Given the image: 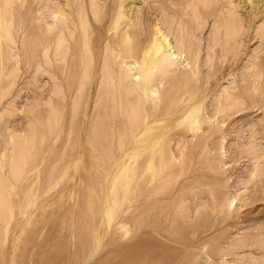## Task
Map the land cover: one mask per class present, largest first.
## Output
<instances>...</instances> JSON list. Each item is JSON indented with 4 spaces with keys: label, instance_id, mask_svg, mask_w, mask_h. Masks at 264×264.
<instances>
[{
    "label": "rangeland",
    "instance_id": "obj_1",
    "mask_svg": "<svg viewBox=\"0 0 264 264\" xmlns=\"http://www.w3.org/2000/svg\"><path fill=\"white\" fill-rule=\"evenodd\" d=\"M10 1L15 2L14 7L21 20L19 22L16 17L8 24L14 28L19 25L20 29L18 31L11 29V35L15 40L13 45L4 43V33L0 29V56L2 42L3 45H10L13 54H16L21 41L28 39L24 30L27 26V10L31 1L0 0L1 3ZM86 1L83 0V6L89 11L91 0ZM96 2L98 3V0ZM125 5L128 12L131 10L129 16L132 13L127 22L129 32L130 30L144 32V36L142 35L139 40L132 41L133 44L140 45L141 49L138 48V52H134L135 55L133 53V56L130 55L131 60L133 58L135 64L140 63L152 75L149 80L153 83L155 81L152 85L160 93L158 95H161L153 102L146 101L143 109L140 104V107L134 108L133 111H137L141 118L144 114L147 115L146 118L149 116L145 120V125L150 122L147 127L151 121L158 122H153L149 127L160 129L164 124L171 126L167 133H163L167 138L165 140L163 136L161 143H157L152 150L147 151L146 163L142 161V149H138L128 151L131 159L123 165L109 168L99 166L98 171L95 168L74 164L75 151L70 149L71 145L66 151H58L56 146L44 144L40 138L46 129L43 110L47 105L41 102L49 97L48 85L51 81L48 75H43L37 83H32L30 81L32 69L23 63L22 56L21 62L16 55L14 60L6 61L4 65L7 69L0 72V82H4L6 76L15 71H17V79L8 96L3 97V92H0V179L6 193V196H3L5 197L2 201L3 208L0 210V264H264V189L262 190V187L254 181L247 182L252 166L248 161L247 153L250 148L249 129L254 130L256 135L254 138L264 147L262 140L264 135L261 134H264V113L248 111L245 116L235 121L229 119L230 124L225 120L222 125H224L223 134L226 135L219 151L218 166H213L215 169L213 167L207 169L208 165L206 166L204 161L206 150L201 147L202 142L195 140L194 125L192 127L189 125L186 119L187 112L183 108L186 106L185 109L188 111L192 109L190 106H195L199 102L198 122L209 121L212 118L211 121L214 120L216 124L219 120L213 115L217 104L238 90L244 91L243 94L246 96L244 99L260 98V96L264 98V0H127ZM93 7L94 9L98 7V12L103 10L99 3ZM89 20L92 23L93 17L91 16ZM230 24L235 26L230 29ZM155 29L167 37L170 47L175 48L173 49L175 53L181 54L179 59L172 58L167 67L156 65L155 59L151 58L149 45L154 39L160 41L159 36L154 33ZM165 50L166 48L163 51ZM147 56L150 57L148 60H146ZM141 61L145 63L142 65ZM1 64L0 60V66ZM140 65L136 66L135 69L138 70H134V73L142 78ZM162 76L164 78L160 79L165 80L159 79V83L158 77ZM1 78H4L3 81ZM6 84V82L0 83L3 85L2 88ZM162 87L164 91L166 89L164 94L168 92L169 96L167 93L165 96L169 97V102L175 99L174 102L167 103L165 96L161 94ZM172 87L173 95L170 96L172 93L168 90ZM192 88L193 91H189ZM189 94L196 98V104L195 99L194 102L192 101L195 105L188 101ZM134 96L130 94L128 98L131 97L132 100ZM160 97L163 99V104L159 103ZM179 101L183 102V107ZM163 107L164 110L166 108V113ZM100 109L102 110L101 107ZM155 109L156 111H153ZM171 109H174L173 112ZM178 109L184 110L185 114ZM70 110V108L66 109L64 114L66 116L68 114L66 118H70ZM160 110L163 115L160 114ZM152 112L159 115H156V118H160L161 115L163 120L158 118L154 120L155 116ZM34 114H40L38 116L42 119L38 121L33 119ZM114 114L119 118L122 114L123 119H126L124 117L126 113L116 111ZM165 114L172 116L171 119L165 118ZM107 116L108 112L104 110V113H100L97 117L99 121L105 120V117L110 120ZM74 120L73 128L76 131L77 118L74 117ZM7 125L8 129H6ZM30 127L35 132L26 135ZM207 127L202 126L206 134L215 130L214 126ZM126 134L125 139L127 137V140H130L132 136L128 131ZM223 134H214V137L208 141V153L211 148L217 147V140ZM139 135L142 137V133ZM15 137H19L17 140L23 142L17 153L12 149V145L6 143L7 139L15 140ZM60 139L62 137H58L57 141L59 142ZM180 139L190 152L184 151L187 160L183 165L184 176L178 177L175 174L176 167L169 163L177 155L174 152L175 143ZM124 153L122 151L113 154L118 158ZM161 159L164 161L166 159V162H161ZM150 160L152 166L149 165ZM11 161L21 164L20 179H13ZM155 162L158 165H154ZM165 163L168 166H164ZM189 165H191L189 174L185 176L186 166ZM51 167L52 173H50ZM218 167L222 171H217ZM213 169L217 174L219 173L217 176H220V180ZM142 170L147 172V174L145 172L146 181L151 180L155 170L156 173L159 171V177L164 178L165 181L161 183L163 195L159 196V200H168L166 203L170 206L163 207L164 211L161 212L163 215L156 213V208L150 207L146 213V221L143 207L155 199L142 200ZM94 171L100 175V177L98 175L99 179L97 175L95 176L98 184L91 182V180L97 181L95 178L92 179V172L96 174ZM261 179L264 180V176ZM255 184L258 186L255 187ZM259 186L261 192L258 193L259 197L256 200L259 199L254 204L237 211L242 203L240 200H244L246 196H253L252 192H255ZM234 195L241 197L233 203L231 209L233 220H227L221 225L213 216L205 217L208 214L206 210L210 211V200L212 202L210 196H217L219 204L225 206L226 201H230ZM201 200L204 201L203 205L196 206L202 202ZM173 201L182 203L177 211L173 207ZM190 207L196 209L192 211ZM171 213L174 215H170ZM149 216L151 219H148Z\"/></svg>",
    "mask_w": 264,
    "mask_h": 264
},
{
    "label": "bare ground",
    "instance_id": "obj_2",
    "mask_svg": "<svg viewBox=\"0 0 264 264\" xmlns=\"http://www.w3.org/2000/svg\"><path fill=\"white\" fill-rule=\"evenodd\" d=\"M30 1H31L30 5H29L28 10H27V14H28V18L26 20L27 26H26V29L24 30L26 36H28V39H26V40L23 39L21 41V43L19 44V47L17 49L16 54H13V51L10 48L11 47L10 45H13L14 41H15L13 39V35H11V32H12L11 29L14 27L9 26L10 24H8V23L11 20L15 19L16 17H17V20L20 22L21 17H19V13H18L17 9L14 7L15 2L14 3L11 1L10 2H2V3L0 2L1 3L0 4V29H1L2 33H4V43H10V45H8V44L3 45V42L1 44L0 60H1L2 64L0 66V72H2L3 70L5 71L7 69V67L4 65V63L6 61L9 62V61L14 60V55H16L17 58H19V62H21L20 58L22 56L23 63L24 64L26 63V65L30 69H32L31 70L32 76H31V80H30L32 83H37L43 75H48V77L51 81L50 85H48V86H50L49 97L44 102H41L42 104L47 105V107L45 106L47 109L45 108V110H43V111H45V114L43 116V120L46 123V124L44 123L46 129L42 132V137H40L42 139L43 143L49 144L51 147L56 146L58 151H61V150L66 151V149H68V147L71 145L70 149L72 151L73 150L75 151L74 164H81L83 166L95 168V170L97 169V171L99 170V166H101V167L106 166L109 168V167L117 166L120 164L123 165L124 162H126L127 160L129 161L131 159L128 156L129 150L135 151L138 149H142V161L145 162L146 161L145 155H146L147 151L149 149L152 150L153 146L155 147V145L157 143L162 142L165 132L168 131V128H171V126L169 127L168 124H166V125L164 124L160 129H157V128L152 127V126L149 127L150 125H152L153 122H155V121H153V122L151 121V124L147 127L146 125L149 124L150 122L147 120L149 123H146V125H145V120L147 118H149V116L146 118L147 115L144 116L145 115L144 114V115H142V118H141V116H139L137 111L136 112L133 111V109L137 108L140 104H142L141 107L143 109V106H145L146 101L149 100L150 102H153L156 99H159L158 97L161 95H158L160 93H158L155 86L152 85L153 82H151L149 80V77L151 74L148 73V71L145 70L144 66H141L140 63L135 64V62L132 61L133 58L131 60L130 55L132 53L134 54V52L137 51L138 48L141 49L140 45H138L139 46L138 47L136 44H133L132 41L133 40L134 41L139 40V38L144 34V32L143 31H136V30H135L136 32H132V30H130V32H129V30L127 28V22L129 20V17L132 15V13L129 16V14H130L129 12L131 10L128 12L125 8L126 7L125 3L127 0H98L99 5L101 4V6L103 7V10L101 12H98V7H97V9H94V7H93L95 4L96 5L98 4L96 2V0H91V6L89 8V11H87L84 8L83 0H30ZM86 6H87V4H86ZM89 13H92V14L90 15ZM89 16L93 17L92 23L89 20V18H90ZM107 21H109V22H107ZM107 23H108V25H107ZM234 26H235V24H230V29L233 28ZM19 29H20L19 25L16 26V28H14V30H17V31ZM154 31H155L154 32L155 35L159 36L160 41L157 39H154V40H152V43L149 45L150 47L148 46L150 48L151 58L155 59L154 63L156 61V65L167 67L168 64L172 61V58L175 57L174 59H177L178 57L181 56V54L175 53L176 51L173 50L175 48L170 47L171 45L167 41V37H165L163 34H161V32L158 29H155ZM154 33H153V35H154ZM183 34H185V33H183ZM145 36L147 37V35H145ZM147 40H148V38H147ZM184 41H185V39H184ZM163 46H165V48H166L165 52L163 51L165 49ZM189 46H190V44H189ZM189 48H191V47H189ZM139 52H141V50ZM133 54H132V56H133ZM141 54H143V53H141ZM163 54H166V55H163ZM143 55H140V56L143 57ZM147 57L148 58H146V60H148L150 58L149 56H147ZM137 58H139V56ZM136 60H138V59H136ZM144 61H145V59H144ZM17 62H18V60H17ZM150 62H151V60H150ZM141 63H142V61H141ZM144 63H142V65ZM151 63H153V62H151ZM172 63L174 64V62H172ZM146 64H147V62H146ZM137 65L138 66L140 65L142 67V71H141L142 72V78L140 75H136L134 73L135 72L134 70H138V69H135ZM149 65L150 64H148V66ZM151 65H153V64H151ZM145 68L147 69V67H145ZM165 70H167V69H165ZM27 71L29 72V70H27ZM150 71H152V70H150ZM137 72H139V71H137ZM165 74H168V73L165 72ZM2 75H3V73H2ZM16 75H17V71H15L13 73H9L4 80V82L7 83L6 86H4L2 88L3 85H0V92H3V94H2L3 97L8 96L11 88L15 85V82L17 79ZM168 76H169V74H168ZM151 77H152V75H151ZM155 77H153V78H155ZM160 78H164V77L163 76L158 77V82H159ZM2 79H4V78H1V80ZM164 80L160 79V81H164ZM4 82H0V83H4ZM165 82H167V81H165ZM154 83H155V81H154ZM163 84L165 85V83H163ZM171 84L173 86V82ZM46 85L47 84H45V86ZM168 88H169V86H168ZM193 88H192V90L191 89L190 90L188 89V90L193 91ZM162 89H163V92H161V94L163 96H165V94L167 93V96H169L168 92H166L164 94L166 89H165V91H164V87H162ZM170 89L171 90H168V89L167 90L171 91L169 93H172L173 87ZM185 91H187V90H185ZM243 93H244V91H242V89H240L237 92L233 93L232 96H228L225 99L219 101V103L217 104L218 106L216 108V111L213 115V117L217 116V119L219 120L218 122H216V124L214 123V120L211 121L212 118H210V119L208 118L209 121L198 122V117H199L198 105H199V102L197 105H195L196 104V98H194L193 95L189 94V96H188L189 97L188 101L191 103L195 99V104L192 103L195 106L192 105V106H190L192 109H188V111L191 110L190 112H188L187 109H185L186 106L183 107L184 106L183 102H180L181 100L179 101L182 104V107L184 108V110H186L185 112H187V118L186 119L189 121V125L191 127L194 125L193 127L195 130H193V134L195 135L194 136L195 140L197 142H202L203 145L202 146L200 145V146L204 147V149L206 150V156L204 158L205 159L204 161L206 163V166L208 165L207 169H208V167L210 168L213 166H215V167L218 166L217 162L220 160V158H219L220 152L219 151L222 148V145L224 144L223 141H224L225 135H226V134L225 135L223 134L224 125H222V124H224L225 120L227 122L230 120L235 121L236 119L241 118L242 116H245V113L248 111H251V113H257L258 111H261L264 113V98H263V96H260V98L251 97V98L244 99L246 96H244ZM130 94L135 95L134 99L131 100V97H130V99L128 98V96ZM184 94H185V92H184ZM172 95H173V93L170 96H172ZM163 96H162V98H163ZM167 96H165L164 98L168 104L175 101V99H174V101L171 100L172 99V97H171V99H170L171 102H169V100H168L169 97H167ZM162 98L160 97L161 102L159 101V103H162V100H163ZM183 99L185 100V98H183ZM186 99H187V97H186ZM199 101H201V99ZM167 103H165V104H167ZM187 104H188V102H187ZM151 105H152V103H151ZM158 106H159V104H158ZM161 106H164V105H161ZM172 106H174V105H172ZM214 106H216V105H214ZM100 107L102 108V110L100 109ZM188 107L189 106H187V108ZM67 108L71 109L70 110V118L69 117L66 118L68 116V114H67V116L64 115ZM171 108H173V107H171ZM179 108H181V107H179ZM129 109H131L130 112H128ZM159 109H160V107H159ZM168 109H170V108H168ZM182 109H181V111L184 112V110H182ZM104 110H106L108 112L107 117H109L110 120H107L105 117V120L99 121V117H97V116H99L100 113H104ZM163 110H164V107H163ZM165 110H166V108H165ZM173 110L174 109H171L172 112H173ZM116 111L122 112L124 114L126 113V115L124 116V117H126V119L125 120L123 119L122 114H120L121 115L120 118H122V120H120L119 117H116V115L114 114V112H116ZM147 111H148V109H147ZM153 111H156V109ZM166 112H167V110L165 111V113ZM172 112H170V114H172ZM185 112H184V114H185ZM152 113H153L152 115L155 116L154 120L157 118L159 120L162 119L161 115H160V118L159 117L156 118V115H158V114L157 113L154 114V112H152ZM147 114H148V112H147ZM160 114H162V111L160 112ZM184 114H183V116H184ZM38 115H40V114H38ZM38 115L34 114L33 119H35L37 121L41 120L42 117L38 116ZM154 116H152V117H154ZM74 117L77 118L76 125H75L76 131H74V128H73L74 127L73 125L75 124L74 123V121H75ZM167 117H169V116H167L165 114V118H167ZM171 117H169V118L171 119ZM181 117H179V118H181ZM117 119H119L118 122H117ZM157 122H155V123H157ZM160 122H162V121H160ZM178 123H179V121H178ZM230 123L228 122V124H230ZM120 124H121V126H120ZM203 125H206L208 127L214 126L215 130L213 129L212 132H209L210 134H206L203 132V129H202ZM32 127H33V125H32ZM227 127L229 128V126H227ZM227 127H225V129H227ZM231 127L232 126H230V128ZM126 128H127V130H126ZM6 129H8V125L6 126ZM32 129L30 127L29 131L26 132V135L31 134V133L34 134L35 131H32ZM39 129H41V128H39ZM173 129H175V128H173ZM127 131L132 136V138L130 140H127V137L125 139V134ZM227 131H226V133H227ZM190 132H191V130H190ZM249 132H250V137H249L250 142L248 143V146H250V148L247 151V153H248V161L250 163H252V166H251V171H249V176L247 178V180H248L247 182L249 183L250 181H254V183L259 184L263 190L264 189V187H263L264 186V180H262L261 177L264 176V147L261 146V143L257 142V140L254 138L256 136L254 133V130H252L250 128ZM140 133H142V137H139ZM214 134H223V136L220 137V139L218 138L217 147L211 148L210 153H208L209 152V150L207 148L208 141L214 137ZM261 134L264 135L263 133H261ZM126 136H127V134H126ZM50 137H51V139H50ZM58 137H62V139H60L59 142L57 141ZM18 138L19 137H15V140H12L11 138L9 140L8 139L6 140V143L12 145V149L14 151H16V153L19 151V149H20L19 147L23 143L22 140L18 141L17 140ZM166 138L167 137H165L164 139L166 140ZM181 139H183V138H181ZM180 140H178L175 143L176 145H175L174 152H176L177 155L173 158V154L171 151L170 154H172L173 161L170 163L168 162L169 164H171V166L173 165V167H176L177 171L175 174L178 177L183 175L182 174L183 170H184L183 165L185 163L184 161L186 160L184 157V151L186 150V152H188V150H189L187 148V145L185 146L184 142L182 140L181 141ZM192 140H193V137H192ZM262 140H264V139H262ZM185 141L187 143L188 140L186 139ZM166 144H167V142H166ZM197 144H199V143H197ZM122 151L125 152L123 154L124 156L121 154L117 158V155L113 154L114 152H122ZM153 151H151V152L153 153ZM165 151H164V153H165ZM201 151H203V150H201ZM189 152H190V150H189ZM216 152H217V154H216ZM203 153H202V155H203ZM174 155H175V153H174ZM162 156H164V155H162ZM147 157H150V156H147ZM167 157L170 158L169 156H167ZM156 159H158V158H156ZM206 159H207V161H206ZM123 160H125V161H123ZM152 160H153V158H152ZM152 160L149 161L150 166H152L151 165ZM12 161H14V159H12ZM12 161L10 164L11 165L10 169L12 171L13 179H17V178L20 179V177L22 175V174H20V171H19L20 169H22L21 164L19 162H16V161L12 162ZM162 161H164V160L161 159V162ZM72 162H73V160H72ZM144 162H143V164H144ZM164 162H166V159ZM200 162H201V160L199 161V164H200ZM262 163H263V165H262ZM153 164L155 165L156 162ZM159 164H161V163H159ZM197 164L195 165L196 167L198 166ZM156 165H158V164H156ZM191 165L186 166L187 170L185 172L186 173L185 176H187V174H189V168ZM219 165H221V164L219 163ZM164 166H168V164L165 163ZM157 167L158 166H156V168ZM200 167H202V164ZM150 168H152V167H149V169ZM219 168L220 167L216 168L217 171L220 170ZM214 169H213V171H214ZM52 170H53V168L51 167L50 173H52ZM201 170H202V168H201ZM204 170H206V169H204ZM161 171H162V169H161ZM215 171H214V173H216V176H217L219 173L217 174V171L216 172ZM220 171H222V170H220ZM94 172L96 174H94L92 172V175L94 176V177L92 176V179H94V178L99 179L100 175L97 174L96 171H94ZM145 172H143V170H142V197H143L142 200L143 201H150V200L155 199L152 202H148L143 207L144 212H145L144 213L145 221H146V213L150 210V207L156 208V213H160V215L161 214L163 215V213H161V212L164 211V208L165 207L168 208L170 206L166 203V202H168V200H166V201L159 200V196L163 195L161 183L164 181V178L159 177L160 176L159 171L156 173V170H155V173L152 175V178L150 181L145 180V175L147 174V172H146V174H145ZM98 175H99V177H98ZM154 177H155V179H154ZM214 177H215V175H214ZM217 177L219 178L220 176H217ZM218 178H216L217 181H218ZM98 179H97V181L91 180L92 184H94V183L98 184ZM190 179H191V177H190ZM192 179H193V176H192ZM220 179L221 178H219V180ZM1 184L2 183H1V179H0V210H2L3 205H4L2 203V201L4 200L5 197H3V196H6L5 188ZM189 184H193V183H189ZM213 184H214V182H213ZM257 184H255V187L258 186ZM222 185H224V183ZM203 186H205V185H203ZM260 186L256 189L255 192H252L253 196H246V198L244 200H240V201H242V203L239 206V209H237V211L240 210L242 207L244 208L246 206L254 204L259 199L258 198L256 200V198L259 197V196H257L258 193L261 192ZM226 187H227V184H226ZM89 188H90V186H89ZM85 196H87V194ZM93 196H95L94 193H93ZM240 197L241 196H238V195L235 196L234 195L230 199V201H226L227 204L225 206L224 205L221 206L217 200V198H218L217 196L216 197L210 196L209 198L212 199V202L210 200V203H211L210 211L208 209H207L208 211L206 210V213L208 212V214L207 215L205 214L206 215L205 217L213 216L215 221L219 222L221 225L223 223H225L227 220H230V221L233 220L232 219V215H233L232 213L233 212L231 213V209H232V206H234L233 205L234 201H238ZM203 202L204 201L200 202V204L198 203L196 206L203 205ZM220 203H221V201H220ZM173 204H174L173 207H175V209L177 211V209L180 208L182 203L181 202L176 203L173 201ZM171 206H172V204H171ZM194 208L195 207H192L191 210L192 209L194 210ZM234 209H236V208H234ZM171 210L173 211V209H171ZM151 211H153L152 208H151ZM166 214H167V212H166ZM172 214L174 215V213H171L170 215H172ZM170 215H168V216H170ZM150 216H149V218L148 217L147 218L151 219ZM234 216H235V214H234ZM152 217H153V214H152ZM165 217H163V218L165 219ZM157 218H156V222L158 221ZM175 218H177V217L175 216ZM160 220H161V217H160ZM87 231H89V228ZM89 239H90V237H89ZM89 239H88V241L91 240V239L90 240Z\"/></svg>",
    "mask_w": 264,
    "mask_h": 264
}]
</instances>
